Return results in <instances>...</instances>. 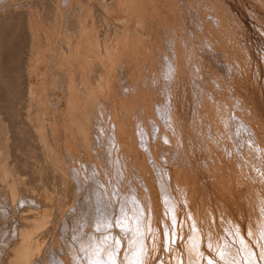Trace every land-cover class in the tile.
Listing matches in <instances>:
<instances>
[{
	"label": "rangeland",
	"instance_id": "obj_1",
	"mask_svg": "<svg viewBox=\"0 0 264 264\" xmlns=\"http://www.w3.org/2000/svg\"><path fill=\"white\" fill-rule=\"evenodd\" d=\"M18 12L21 14H17ZM1 15L9 24L15 20L14 16L17 18L20 15L24 16V22L28 16L32 18V23L43 20L44 27L40 26L41 23L34 25L35 36L39 39L41 30L48 31V35L52 34L53 39H58L63 47L65 36L70 35L69 39L74 45L80 37L79 32L89 28L90 31L86 30L83 38L96 37L100 40L102 46L97 48L99 51L114 46L116 38L123 39L124 42L113 69L108 70L105 64V69L101 70L99 60L94 59L95 54L92 52H87L86 64L66 66L77 77L85 76L89 85L97 84L100 77L103 80L109 78L108 85L101 82L102 86L105 84L108 87L104 88V95L95 89L94 94H100L98 102L101 106L88 110V117L92 119L89 121V129L93 130H88V136L92 134L89 136L91 138L88 146H85L80 141L81 133H76L65 122L66 118L57 113L56 107L60 111H68L70 108L67 103L73 98L70 97V92L62 89V78L50 77L51 72L57 71L50 54H47L40 64L35 60L31 63L43 71L44 76L41 77L39 72L32 71V76L28 78L26 72L24 73L22 66L27 67L26 59L31 58V51L28 28H23V39L20 40L23 47L20 45L21 49H18L22 69L18 75L23 85L30 83L37 94L42 88L40 82L43 79L45 92L48 90V93L44 94L45 106H42L35 96L31 98L21 93L15 101V108L19 115L23 116L29 109L30 122L34 125L37 124L38 115L41 119L44 118V126L42 125L40 132L48 134V138L42 142L33 134L32 139L28 136L30 141L26 142L27 138L16 144V140L10 139L12 134L7 133L10 121H4L6 117L1 115L3 112L0 109V118L3 120L0 122V145L5 143L0 149H4L6 154L0 150V168L5 166L4 170L10 171L0 177V193H8L7 197L5 194V197L0 199L5 198L10 205L5 211L0 203V216L1 222L8 228L7 236H11L13 240L17 238V230L29 226L35 219L42 218L43 213L46 215L42 226L36 228L38 233L33 231L35 228L32 229L33 232L29 230L30 240L36 238L34 240L39 239L41 244L44 242L42 250L31 257L33 264L45 258L49 244L52 249L54 246L55 253L61 256L62 253L57 248L61 249L59 244L63 246V237L78 250V259L69 258L71 264H95L90 260L89 252L97 243L93 241L95 234L99 237L95 236L100 244L105 242L102 244L103 248H96L97 252L95 251L100 255L102 264H229L227 259L231 254V247L236 254V264H264V235L251 203L246 201V186L237 187L228 182V164L235 166L240 155L238 147L235 148L241 137L237 138L238 131H244L248 140L247 147L252 149L251 160L260 166L264 164V0H0ZM10 30L5 33L7 39L2 36V59L7 51L5 47H9L11 42ZM14 40L17 42V38ZM5 41L7 44H4ZM83 43L84 41L82 45L85 46L86 43ZM41 44V41H36L39 52L42 50ZM57 48L60 49L58 46ZM92 50L97 51L95 48ZM36 51L35 49L32 54H36ZM48 63L50 64L47 66ZM168 63L175 66L174 70H171L172 73ZM52 79L57 81L53 80V86L49 85V80L51 82ZM50 92L55 93V96ZM77 94L79 101L86 99L85 94ZM228 111L230 112L227 115ZM110 115L118 126H122L115 133L116 138L124 142L122 147L126 150L121 149L132 156L129 157L130 160H122L123 157H128H122L121 153L114 155V158L120 157L118 167L121 173L115 171L114 163L113 168L107 166L104 160L114 150L113 145L107 146L108 149L104 146L110 140V132L115 130V124H110L113 122L109 119ZM152 119L159 123L154 124ZM52 120L56 123L53 124ZM172 124H175V128ZM51 125L55 129V141L58 139L60 145H55V141L50 140H53L48 131ZM139 128H142L140 132ZM44 129H47V132ZM140 135L142 137H139ZM228 135L234 140L233 146L230 140L226 139ZM65 136L71 137L74 148L63 144ZM7 137L9 140L6 142ZM134 137L135 141L132 139ZM179 138L183 142H180ZM25 142L31 143L26 145ZM15 144H19L15 147L16 150L13 149ZM63 150H69L70 160L62 155ZM98 150L104 151L100 153ZM171 150L175 152L172 153ZM108 153L110 154L107 156ZM140 172L146 176L142 177ZM244 172L246 174V171ZM121 177L126 181L119 179ZM81 182L84 184L77 186ZM85 185L88 189H85ZM101 186L112 198L108 217L106 220L95 219L92 210L85 215L86 225L78 226L77 208L75 210L73 207H78L77 201L84 191H93L94 187ZM189 187H192L193 191ZM190 201L193 202L191 205ZM125 207L129 209L126 210ZM61 213L63 214L60 215ZM12 218L15 220L14 224ZM23 218L27 220L26 223ZM136 224L141 225L145 231L139 240Z\"/></svg>",
	"mask_w": 264,
	"mask_h": 264
},
{
	"label": "bare ground",
	"instance_id": "obj_2",
	"mask_svg": "<svg viewBox=\"0 0 264 264\" xmlns=\"http://www.w3.org/2000/svg\"><path fill=\"white\" fill-rule=\"evenodd\" d=\"M6 8H9V7H6ZM5 8V9H6ZM18 9V8H17ZM3 10V9H2ZM11 12H13V10L11 9L10 10ZM16 12V11H15ZM14 12V13H15ZM17 14H21V13H17ZM9 15V14H8ZM28 16V15H27ZM9 17H10V15H9ZM11 17H13V16H11ZM15 17V16H14ZM13 17V19H15L13 22H11V24H9L8 23V20H6V18H2V15L0 16V18H2V20H1V23H0V28L2 29V35L0 36V49H2L1 47H2V44H1V40L3 39V37L2 36H4V38H5V35L8 33V31H9V29H11L10 30V34H11V42H10V44H9V47H5V49L7 50L6 51V53L4 54V58L2 59V58H0V109L2 110V112H3V114H1V115H5L4 117H6V120H4L5 122H9L10 121V128L8 129V132L7 133H11L12 135L10 136V139L11 140H13V141H15L16 140V144L17 143H19V141H21V142H23V140H26L27 138H28V136L32 139V138H34L33 137V134H35L36 136H37V138H39L40 139V141H42V142H44V140L46 139L47 140V138H48V134L47 135H45V134H42L41 132H40V130L43 128L42 127V125L44 126V124H42L43 122H42V119H44V118H40L39 116L40 115H38L37 117H36V119H37V124L36 125H34V124H32L31 122H30V117H29V109H27L28 111V113L27 114H25L24 113V116H23V114H21V115H19V113L17 112V110H16V108H15V101L17 100V98L20 96V94L21 93H23V95L24 94H27L29 97H31V98H33L34 96H35V99L37 98L38 100V102H40L41 103V105L42 106H45V104H46V100H44V94L45 93H48L47 91L48 90H46V92H45V85H44V80L42 79L41 80V85H42V88L40 89V88H38V89H40V92L37 94L35 91H34V89L35 88H33V86L32 85H30V83H26L25 85H23V82L21 81V78H20V76L18 75V73H19V71H21V64H20V61L22 60H20V53L18 52V49L20 48V45H21V47H23L22 46V44H21V41L20 40H22L21 39V34H23V28L25 29V27H27L28 28V31L29 32H27L28 33V38H29V40H30V42H29V48H30V51H31V58H27L26 60L28 61L25 65H27V67H24V66H22L24 69V73L26 72V74H27V76H28V78H30L31 76H32V71H35V72H39L40 73V76L42 77V76H44L43 74H44V72L42 71L41 72V70L40 69H38V67H36V66H32V62L35 60L38 64H40V63H42V60L44 59V57L45 56H47V54H50V58H51V61H52V63H53V65H54V67L56 68V70L57 71H54V72H51L50 73V77H52V78H62V89L64 88L65 89V91H68V92H70V97L71 98H73V100L71 99L67 104H68V106H69V110L68 111H66V112H63V111H60V109L58 108V107H56V109H57V113H58V115L59 116H62V117H64V118H66L65 119V122L67 123V124H69L68 126L70 127V128H72L73 130H75V132L76 133H81V135H82V138H81V142H82V145H85V146H88V141H89V139L91 138V137H89V136H91V134L88 136V130H90V129H92V128H90L89 129V121L90 120H92V119H89L90 117H88V115H89V111L88 110H92L94 107L96 108H98V106H99V108H100V106H101V104H99V102H98V96L100 95H98V94H94L95 93V89L97 90V91H99V92H101V94L102 95H104L105 94V92H104V88H108L105 84H104V86H102L101 85V82H103V83H105L106 82V84L108 85V81H109V78L107 77V78H105V80H103L102 79V77H100L99 79H98V83L97 84H95V83H93V85H95L94 87H93V85H89V82H88V80L86 79V77L85 76H83V75H78V77L76 76V74L72 71V70H69V69H67L66 68V66L67 65H69V66H72V65H76V64H78V66L79 65H83L86 61H87V59H86V54H88L87 52H92V53H94L95 54V56H94V54H93V56H94V59H96V60H99V62H98V64H99V66L102 68L101 70H103V69H105L104 67L105 66H103V65H107V69L108 70H110V68H114L115 67V64H116V62H115V60H116V57H117V54L118 53H120L121 52V50H122V48H123V46H124V42H122V40H120V38H116L117 39V41H115V43H114V46H109V49H103L102 48V50L101 51H99L98 49H99V46L101 47L102 45H101V41L100 40H98L96 37H86V38H83L84 37V33L86 32V30H89V29H91V28H89V29H86V30H82V31H80L79 32V36L80 37H78V40L76 41V42H74V45L72 44L73 43V41H70L71 39H69V37H70V35L69 36H65V40H66V42H65V46L63 47V44L61 45L59 42H58V39L57 40H54L53 39V36H52V34H51V36L50 35H48V31H42L41 30V38H37L36 36H35V30H33V28L35 27V26H37V23L39 24V23H41V25L40 26H43L44 27V23L41 21H39V20H37V22L36 23H32V18L30 17V16H28L25 20H26V22H24V16H22V15H20V16H18L17 18L15 17L14 18ZM12 19V18H11ZM12 19V20H13ZM10 21V20H9ZM69 21V20H68ZM56 23V22H55ZM36 24V25H35ZM35 25V26H34ZM79 25H81V24H79ZM58 27H59V25H58ZM79 27V26H78ZM43 29V28H42ZM80 30V29H79ZM90 31V30H89ZM6 33V34H5ZM26 33V34H27ZM50 33V32H49ZM69 33V32H68ZM89 32H87V34H88ZM117 33V32H116ZM26 34H24V35H26ZM37 34V33H36ZM39 34V35H40ZM59 34V33H58ZM70 34V33H69ZM92 34V33H91ZM86 35V34H85ZM115 35V34H114ZM7 37V36H6ZM17 38V42H16V40H14V39H16ZM114 37H116V36H114ZM8 38V37H7ZM7 38H5V39H7ZM63 38V37H62ZM67 39H69L68 41H67ZM14 40V41H13ZM143 40V39H142ZM7 41V40H6ZM6 41H5V43L4 44H7L6 43ZM36 41H41V43L43 44H41L42 45V50H41V52H39L38 51V47L36 46ZM82 41H84V43H86V45L84 46V45H82ZM138 41V40H137ZM136 41V42H137ZM140 41V40H139ZM138 41V42H139ZM7 42H9V41H7ZM107 42V41H106ZM111 42V41H110ZM25 43V42H24ZM83 43V44H84ZM142 43V42H141ZM139 45V44H138ZM143 45V44H142ZM57 46L58 47H60V49L59 48H57ZM92 48H95L97 51L96 52H93V50H92ZM98 48V49H97ZM106 48V47H105ZM215 48V47H214ZM21 49V48H20ZM23 49V48H22ZM37 50L36 51V54H32V52L34 51V50ZM29 50V49H28ZM84 50H86V51H84ZM128 51V50H127ZM2 52V51H1ZM26 52V51H25ZM19 53V54H18ZM127 54V53H126ZM215 53H213V55H214ZM220 55V54H219ZM91 56V55H90ZM120 56V55H119ZM216 56V55H215ZM49 57V56H48ZM92 57V56H91ZM22 58V57H21ZM119 58H121V56L119 57ZM118 58V59H119ZM216 58H217V56H216ZM2 59V60H1ZM45 59H46V57H45ZM48 60H49V58H48ZM30 61V62H29ZM110 61V62H109ZM23 62V61H22ZM46 62H48V61H46ZM107 62V63H106ZM36 64V63H35ZM35 64H33V65H35ZM50 63H48L47 64V66L49 65ZM86 64V63H85ZM87 65H89L88 63H87ZM168 66H170L169 67V69H170V72H171V70H174V64H172V63H168L167 64ZM46 67V66H45ZM95 67V66H94ZM81 69V68H80ZM44 70V69H43ZM48 70L49 71H52V70H50V68H48ZM87 70H89V69H87ZM92 70V69H91ZM49 71H47V72H49ZM72 71V72H71ZM106 71V70H105ZM174 72V71H173ZM104 73V72H103ZM172 73V72H171ZM49 74V73H48ZM174 74V73H173ZM13 76V77H12ZM47 76H49V75H47ZM100 76V75H99ZM117 76V75H116ZM7 78H8V80H7ZM38 78H40V77H38ZM47 78V77H46ZM25 79H26V77H25ZM41 79V78H40ZM57 79V80H58ZM127 79V78H126ZM125 79V80H126ZM23 80V79H22ZM53 80L54 79H52V81L50 82V80H49V83H51V84H49V85H52L53 84ZM27 81V80H26ZM48 81V80H47ZM55 81V80H54ZM77 81H78V84H77ZM55 82H57V81H55ZM61 82H59L58 81V83H61ZM95 82V81H94ZM115 82V81H114ZM102 83V84H103ZM54 85V84H53ZM52 85V86H53ZM79 85V86H78ZM25 86V87H24ZM57 86H58V84H57ZM81 86V88H78V87H80ZM48 87H51V86H48ZM37 89V90H38ZM48 89H50V88H48ZM56 89H57V87H56ZM59 89H61L60 87H59ZM58 89V90H59ZM125 89V88H124ZM77 92L79 93V94H85V96H86V99L83 101L82 99V101H79V95L77 94ZM50 93H52L53 94V96H55V93H53V92H50ZM46 95H48V94H46ZM50 95V94H49ZM67 95V94H66ZM51 96V95H50ZM82 96V95H81ZM56 99V98H55ZM20 100H22V99H20ZM33 100V99H32ZM31 100V101H32ZM122 100H123V98H122ZM126 100V99H125ZM26 101V100H25ZM56 102V101H55ZM30 103V102H29ZM122 103V102H121ZM123 104H125V103H123ZM123 104H121V105H123ZM152 104V103H151ZM28 105V104H27ZM154 105H155V103H154ZM154 105H153V107H154ZM160 105H162L161 103H160ZM50 106V105H49ZM152 106V105H151ZM163 106V105H162ZM18 107V106H17ZM124 107V106H123ZM54 108V107H53ZM155 108H156V106H155ZM247 108V107H246ZM119 109V108H118ZM216 109V108H215ZM249 109V108H248ZM127 110V109H126ZM120 111V110H119ZM125 111V110H124ZM165 111V110H164ZM245 111H246V109H245ZM146 112V111H145ZM166 112V111H165ZM170 112V111H169ZM219 112H221V111H219ZM230 111H228L227 112V115H228V113H229ZM246 112H248V111H246ZM0 113H1V111H0ZM96 113V112H95ZM123 113V112H122ZM148 113H150V112H148ZM157 113V112H156ZM158 113H160L159 111H158ZM157 113V114H158ZM37 114H39V111H38V113ZM45 114V113H44ZM103 114V113H102ZM150 114H152V113H150ZM36 115V114H35ZM108 115V114H107ZM124 115V114H123ZM139 115V114H138ZM161 115V114H160ZM227 115H225V116H227ZM249 115V114H248ZM251 115V114H250ZM22 116V117H21ZM58 116V117H59ZM125 116V115H124ZM162 116V115H161ZM163 116H166V115H164L163 114ZM224 116V115H223ZM47 117V116H46ZM147 117V116H146ZM152 117V116H151ZM219 117H221V116H219ZM238 117V116H237ZM255 117V116H254ZM49 118V117H48ZM125 118V117H124ZM153 118V117H152ZM166 118H167V120L169 119V117H167L166 116ZM222 118V117H221ZM244 118V117H243ZM8 119H9V121H8ZM47 119V118H46ZM59 119H60V117H59ZM109 119H111L113 122L112 123H110L111 125H113V123L115 124V130H113V131H111L110 132V140H109V142L107 141V143L108 144H104V142H102L103 144H104V146L106 145V148H107V146H109V145H113L114 146V150L113 151H111L110 153H108L107 154V156L110 154V156H108V157H106V154H104V157H106L104 160H106V162H107V166H111V167H113L112 166V163H114L115 164V166H116V169H115V171H119V173H121L120 172V169H119V167L118 166H120L119 165V163H120V157H117V158H114V155H116V156H118V154L120 155V153H121V156L122 155H124V156H126V157H128V158H125L124 159V157H123V159L122 160H128L129 159V157H132L130 154H128L129 152H127V153H125V152H123V150L121 149V148H123L122 147V144L124 143V142H121V141H119L117 138H116V135H115V133H116V130L119 128H121L122 126H118L117 125V123H116V121L113 119V117H112V115H110V117H109ZM155 119V118H154ZM157 119V118H156ZM1 120H2V118H0V122H1ZM153 120V119H152ZM171 120V119H170ZM209 120V119H208ZM225 120V119H224ZM224 120H223V122H224ZM3 121V120H2ZM44 121H46V120H44ZM53 121V124H55L56 122H55V120H52ZM124 121V120H123ZM154 121V120H153ZM28 122V123H27ZM47 122V121H46ZM62 122V121H61ZM92 122V121H91ZM111 122V121H110ZM122 122V121H121ZM155 122H157V121H154V124H155ZM217 122V121H216ZM4 123V122H3ZM39 123V124H38ZM50 123V122H49ZM49 123H47V124H49ZM95 123V122H94ZM157 123H159V122H157ZM170 123V122H169ZM215 123V122H214ZM229 123V122H228ZM238 123V122H237ZM254 123H255V120H254ZM2 124V123H1ZM7 124V123H6ZM153 124V125H154ZM240 124V123H239ZM3 125V124H2ZM28 125V126H27ZM122 125V124H121ZM152 125V126H153ZM170 125V124H169ZM175 125V124H174ZM173 124H172V126H174ZM228 125V124H227ZM45 126H46V123H45ZM47 126H49V125H47ZM58 126V125H57ZM141 126V125H140ZM4 127V126H3ZM154 127V126H153ZM178 127V126H177ZM260 126H258V128H259ZM6 128V127H5ZM44 128H46V127H44ZM174 128H175V126H174ZM223 128V127H222ZM228 128V127H227ZM4 129V128H3ZM102 129V128H101ZM107 129H108V126H107ZM140 129H142V128H139L138 130H139V132H140ZM150 129H152V128H150ZM154 129H155V127H154ZM159 129V128H158ZM172 129V128H171ZM217 129V128H216ZM46 132H47V129H44ZM93 130V129H92ZM106 130V129H105ZM112 130V129H111ZM160 130V129H159ZM175 130V129H174ZM242 130V129H241ZM260 130V129H259ZM31 131V132H30ZM49 131V135H51L50 136V138H53V140L52 139H50L51 140V142H53V141H55L56 139H55V136H56V133H55V129H54V127H52V125H51V127H50V129L48 130ZM142 131V130H141ZM154 131V130H153ZM158 131V130H157ZM177 131V130H176ZM216 131V130H215ZM228 131V130H227ZM178 132H180V130L178 131ZM244 132V131H243ZM243 132H241V131H238V137L237 138H239L240 136V138H239V143H238V146H236L235 148H237L238 149V151H239V159L236 161V160H234V161H236V163H235V166L233 165V167L232 166H230L231 165V163L230 164H228L229 166V170H228V172H229V174H228V182H229V184L231 183V184H234V185H236L237 187L238 186H240V185H244V186H246V189H247V194L246 193H244V194H246L245 196H246V201H248L249 203H251V206L253 207V209H254V211L253 212H255V216H256V219H257V221H258V223L260 224V227H261V231H262V233H263V235H264V164L262 165V163H261V165L262 166H260V165H257V163H255V162H253L252 160H251V153H252V149H250L249 147H247V143H248V140H247V138L245 137V135H244V133ZM2 133H5V132H2ZM75 133V134H76ZM103 133V132H102ZM159 133V132H158ZM217 133V132H216ZM220 133V132H219ZM246 133V132H245ZM248 133V132H247ZM23 134V135H22ZM141 134H143V132L141 133ZM160 134V133H159ZM161 134H163L162 132H161ZM221 134V133H220ZM228 134V133H227ZM226 134V135H227ZM240 134V135H239ZM257 134V133H256ZM108 135V134H107ZM155 135V134H154ZM157 135V134H156ZM231 135V137H232V133L230 134ZM253 135H254V133H253ZM7 136V135H6ZM5 136V137H6ZM77 136V135H76ZM98 136V135H97ZM97 136H95V137H97ZM106 136V135H105ZM136 136V135H135ZM145 136H146V133H145ZM166 136V135H165ZM222 136V135H221ZM248 136V135H247ZM47 137V138H46ZM94 137V138H95ZM106 137H109V136H106ZM139 137H142V135H140ZM168 137V136H167ZM177 138L179 137V136H176ZM210 137V136H209ZM229 135H228V137L226 138L227 140H230V143H231V145L233 146L234 145V140L231 138ZM233 137H235V136H233ZM249 137H250V135H249ZM8 138V137H7ZM79 138V137H78ZM129 138H131V137H129ZM166 138V137H165ZM176 138V139H177ZM180 138H181V136H180ZM180 138H179V140H180ZM237 138H235V139H237ZM260 138V137H259ZM6 139V138H5ZM29 139V138H28ZM26 140V142H28V141H30V139L29 140ZM64 143L63 144H65V146L66 147H69V148H74V147H72V146H74L75 144L72 142V140H71V137L69 136H65L64 138ZM132 139H134V141H135V137L134 138H132ZM168 139V138H167ZM7 140H9V138L8 139H6V142H7ZM38 140V139H37ZM62 140V139H61ZM143 140V139H142ZM146 140H147V138H146ZM145 140V141H146ZM178 140V141H179ZM204 140V139H203ZM218 140V139H217ZM261 140H262V138H261ZM264 140V139H263ZM262 140V141H263ZM96 141L97 140H95V143H96ZM238 141V140H237ZM236 141V142H237ZM25 142V144L26 145H28V144H30V143H26ZM38 142V141H37ZM63 142V141H62ZM92 142H94V141H92ZM165 142V141H164ZM168 142H169V140H168ZM177 142V141H176ZM180 142H183V140L181 141L180 140ZM214 142V141H213ZM251 142V141H250ZM261 142V141H260ZM264 142V141H263ZM2 143V142H1ZM11 143V142H10ZM40 143V142H39ZM60 142L58 141V139H57V141H55V143H53V144H58V145H60L59 144ZM90 143H91V141H90ZM163 143V142H162ZM9 144V143H8ZM16 144L14 145V148L13 149H15V147L17 148V146L19 145H17L16 146ZM45 144V143H44ZM47 144V143H46ZM52 144V145H53ZM78 144V143H77ZM81 144V143H80ZM92 145H93V143H91ZM13 145V144H12ZM21 145V144H20ZM91 145V146H92ZM95 145V144H94ZM126 145V144H125ZM130 145H131V143H130ZM133 145H135V143L133 144ZM142 145V144H141ZM2 146H5V143L3 142V145ZM1 145H0V148L2 147ZM6 146H7V143H6ZM31 146V145H30ZM33 146V145H32ZM36 146V145H35ZM100 146H103V145H101L100 144ZM260 146H262V145H260ZM259 146V147H260ZM61 147L63 148V146L61 145ZM98 147V146H97ZM131 147V146H130ZM140 147H142V146H140ZM258 147V146H257ZM23 148V147H22ZM52 148V147H51ZM89 148V147H88ZM92 148V147H91ZM99 148V147H98ZM110 148V147H109ZM135 148V147H134ZM153 148V147H152ZM57 149H59V148H57ZM108 149V148H107ZM123 149H125V148H123ZM133 149V148H132ZM216 149H217V147H216ZM232 149H234V148H232ZM0 150H2V149H0ZM4 150V149H3ZM2 150V151H3ZM16 150V149H15ZM22 150V149H21ZM31 150V149H30ZM50 150V149H49ZM56 150V149H55ZM61 150V149H60ZM111 150V149H110ZM109 150V151H110ZM126 150V149H125ZM134 150V149H133ZM146 150V149H145ZM225 150H227V149H225ZM229 150V149H228ZM32 151V150H31ZM46 151V150H45ZM58 152H61V151H59V150H57ZM56 151V152H57ZM64 151V153H62V155H64L67 159H69L68 157L71 155L70 153H69V150H63ZM98 151H100V150H98ZM101 151H104V150H101ZM101 151H100V153H101ZM153 151V150H152ZM152 151H150V153L152 152ZM163 151V150H162ZM1 152V151H0ZM4 152V154H5V151H3ZM2 152V153H3ZM33 152V151H32ZM108 152V151H107ZM157 152V151H156ZM170 152V151H169ZM171 152H172V150H171ZM170 152V153H171ZM175 152V151H174ZM174 152H172V153H174ZM221 152V151H220ZM48 153V152H47ZM106 153V152H105ZM146 153V152H145ZM153 153V152H152ZM151 153V154H152ZM226 153V152H225ZM231 153H233V152H231ZM12 154V153H11ZM95 154V153H94ZM99 154V153H98ZM142 154H143V152H142ZM6 155V154H5ZM26 155V154H25ZM28 155V154H27ZM34 155V154H33ZM61 155V154H60ZM60 155H58V156H60ZM138 155V154H137ZM140 155V154H139ZM138 155V156H139ZM144 155V154H143ZM147 155V154H146ZM149 155V154H148ZM238 155V154H237ZM254 155V154H253ZM252 155V156H253ZM115 156V157H116ZM171 156H172V154H171ZM256 156V155H255ZM4 157V156H3ZM2 157V158H3ZM11 157H13L12 155H11ZM26 157V156H25ZM100 157V156H99ZM173 157H174V154H173ZM218 157H220V156H218ZM234 157H236L237 158V156H235L234 155ZM5 158V157H4ZM134 158V157H133ZM140 158V157H139ZM168 158V157H167ZM232 158V157H231ZM236 158H234V159H236ZM263 158V157H262ZM6 159V158H5ZM49 159V158H48ZM75 159V158H74ZM93 159V158H92ZM91 159V160H92ZM138 159V158H137ZM143 159V158H142ZM62 160V159H61ZM70 160V159H69ZM101 160V159H100ZM103 160V161H104ZM130 160V159H129ZM150 160V159H149ZM255 160V159H254ZM256 160H257V158H256ZM262 160V159H261ZM54 161V160H53ZM66 161H68V160H66ZM77 161H78V159H77ZM131 161H133V160H131ZM12 162V161H11ZM60 162V161H59ZM63 162V161H62ZM154 162V161H153ZM14 163V162H13ZM76 163V162H75ZM79 163V162H78ZM85 163V162H84ZM126 163V162H125ZM133 163V162H132ZM131 163V164H132ZM229 163V162H228ZM19 164V163H18ZM106 164V163H105ZM127 164V163H126ZM126 164H123V166L124 165H126ZM226 164H227V162H226ZM58 165V164H57ZM92 165V164H91ZM73 165H71V167H72ZM84 166V165H83ZM114 166V167H115ZM154 166H155V164H154ZM5 167V166H4ZM4 167L3 168H0V177H2L3 176V173L4 174H6L9 170H7V172H6V170H4ZM67 167V166H66ZM86 167V166H85ZM92 167H93V165H92ZM113 167V168H114ZM132 167V166H131ZM156 167V166H155ZM227 167V166H226ZM227 167V168H228ZM6 168V167H5ZM62 168V167H61ZM73 168H76V167H73ZM127 168V167H126ZM63 169V168H62ZM94 169V168H93ZM106 170V169H105ZM63 171V170H62ZM127 171V170H126ZM176 171V170H175ZM244 171H246V174H244L245 172ZM10 172V171H9ZM116 172V173H117ZM78 173V172H77ZM91 173H93V172H91ZM141 173V174H140ZM139 174L140 175H142V177L143 176H146V174H144L143 172H140ZM174 173H176V172H174ZM177 174H179L180 175V173L178 172ZM177 174H175V175H177ZM184 174V173H183ZM182 174V175H183ZM216 174V173H215ZM240 176H239V175ZM86 175V174H85ZM94 175V174H93ZM214 175V174H213ZM78 176V175H77ZM13 177V176H12ZM15 177V176H14ZM64 177V176H63ZM86 177V176H85ZM84 177V178H85ZM191 177V176H190ZM10 178V177H9ZM78 178H79V176H78ZM91 178V177H90ZM3 179V178H2ZM80 179V178H79ZM93 179V178H92ZM119 179H123V181L125 180L124 178H119ZM174 179H176V178H174ZM177 179H179V177L177 178ZM183 179V178H182ZM180 180L181 182L183 181V180ZM192 179V178H191ZM81 180V179H80ZM89 180V179H88ZM96 180V179H95ZM82 181V180H81ZM126 181V180H125ZM160 181V180H159ZM176 181V180H175ZM179 181V182H180ZM195 181V180H194ZM12 182V181H11ZM21 182V181H20ZM161 182V181H160ZM178 182V181H177ZM178 182V183H179ZM223 182V181H222ZM5 183V182H4ZM63 183V182H62ZM98 183V182H97ZM119 183V182H118ZM185 183H187V181L185 182ZM189 183V182H188ZM224 183H225V181H224ZM13 184H14V182H13ZM13 184L11 185V187L13 186ZM82 184H84V183H82L81 182V184L80 183H78V185L77 186H80L81 187V185ZM88 184V183H87ZM91 184V183H90ZM120 184V183H119ZM161 184H163L162 182H161ZM8 185V184H7ZM103 185V184H102ZM163 185H165V184H163ZM86 187H85V189L87 188V185H85ZM95 186V185H94ZM160 186V185H159ZM181 186V185H180ZM184 186H186V185H184ZM217 186V185H216ZM18 187V186H17ZM167 187V186H166ZM175 187V186H174ZM14 188V186L12 187V189ZM95 188V190H93V191H84V193L81 195V197L79 198V200L77 201V204H78V207H73L75 210H76V208H77V212H78V214L76 215V219H77V225L78 226H80V227H82V226H84V225H86V221H85V215L86 214H89L92 210L94 211V213L96 214V216H95V214L93 213V216H94V218L96 219V218H99V219H105L106 220V218L108 217V212H109V208H110V200L112 199V198H110L108 195H107V190H105V188L103 187V186H101V187H98V188H96V187H94ZM183 188H188V187H183ZM190 188V187H189ZM192 188V187H191ZM191 188H190V190H191ZM229 188V187H228ZM0 189H1V187H0ZM17 189V188H16ZM88 189V188H87ZM193 189V188H192ZM246 189H245V191H246ZM2 190V189H1ZM0 190V191H1ZM18 190V189H17ZM91 190V189H90ZM189 190V191H190ZM231 190V189H230ZM3 191H4V189H3ZM2 191V192H3ZM191 191H193V190H191ZM191 191H190V193H188V195L190 196V194H191ZM116 192H118V190L116 191ZM149 192V191H148ZM186 191H184V193H185ZM11 193V192H10ZM25 193V192H24ZM77 193V192H76ZM75 193V194H76ZM82 193V192H81ZM183 193V194H184ZM226 193V192H225ZM5 194H6V197H7V195H8V193L6 192V193H3V194H1L0 193V197H5ZM12 194V193H11ZM14 194V193H13ZM46 194H47V192H46ZM71 194V193H70ZM32 195V194H31ZM193 195V194H192ZM228 195V194H227ZM15 196H17V195H15ZM46 196V195H45ZM166 196V195H165ZM194 196V195H193ZM244 196V197H245ZM13 197H14V195H13ZM32 197V196H31ZM75 197V196H74ZM170 197V196H169ZM162 198V197H161ZM185 198H188V196H186ZM26 200H27V197L25 198ZM130 199V198H129ZM195 199V198H194ZM37 200V199H36ZM51 200V199H50ZM75 200H76V198H75ZM75 200H73V201H75ZM167 200H168V198H167ZM188 200H189V198H188ZM190 200H192V199H190ZM9 201L11 202V200L9 199ZM34 201H35V199H34ZM38 201V200H37ZM132 201V200H131ZM136 201V200H135ZM193 201V200H192ZM27 202V201H26ZM26 202H24V203H26ZM41 202V201H40ZM133 202V201H132ZM137 202V201H136ZM168 202V201H167ZM191 202V201H190ZM189 202V204L191 205L193 202H191L190 203ZM245 202V201H244ZM248 202H245V203H248ZM0 203H1V208L3 209H5V211L7 210V208L9 209V207H10V205L8 204V202L6 201V199L5 198H3L2 200L0 199ZM135 203V202H134ZM11 204H12V202H11ZM120 204V203H119ZM126 204H128V202H126ZM8 205H9V207H8ZM190 205L188 206V208L190 207ZM28 206V205H27ZM32 206V205H31ZM195 206V205H194ZM246 206H248L247 204H246ZM14 207V206H13ZM33 207H34V205H33ZM92 207V208H91ZM137 207V206H136ZM235 207V206H234ZM139 208V207H138ZM187 208V209H188ZM125 209L126 210H128L129 208H126L125 207ZM124 209V210H125ZM175 209V208H174ZM236 209V208H235ZM251 209V208H250ZM12 210V209H11ZM36 210V209H35ZM151 210V209H150ZM195 210V209H194ZM33 211V210H32ZM44 211V210H43ZM46 211V210H45ZM44 211V212H45ZM60 211V210H59ZM74 211V210H73ZM113 211V210H112ZM122 211V210H121ZM192 211H193V209H192ZM252 211V210H251ZM29 212V211H28ZM9 213V212H8ZM11 213V212H10ZM47 213V212H46ZM193 214H194V212H192ZM252 213V212H251ZM33 214V213H32ZM36 214H38V213H36ZM48 214V213H47ZM63 213H61L60 215H62ZM69 214H70V212H69ZM68 214V215H69ZM14 215V214H13ZM24 215V214H23ZM43 216H42V218L40 217V219H35V220H33V221H31V223L29 224V226H25L24 228L22 227V226H20V228L22 227V229H20V230H17V231H19L18 232V234H17V238L16 239H13L12 240V238H11V236H7V234H8V228H5V226L3 225V223L1 222L2 221V216H0V264H33V261H32V256L33 255H35V254H38L42 249V244L44 243H42L41 244V242H39V239H37V240H34V239H36V238H32L33 240H30V235H29V230L30 231H32V229L33 228H35V230H33V231H37V233H38V231L39 230H36V228L38 227V226H42L41 224L42 223H44V221H45V219H46V215L43 213L42 214ZM73 215V214H72ZM123 215V214H122ZM15 216V215H14ZM18 217H19V215H17ZM253 216V215H252ZM252 216L249 218V220L252 218ZM31 217V216H30ZM36 217V216H35ZM195 216H191V218H194ZM62 218V217H61ZM87 218H88V216H87ZM204 218V217H203ZM13 219V218H12ZM21 219V218H20ZM24 219V218H23ZM28 219V218H27ZM49 219V218H48ZM194 219H196V218H194ZM206 219H207V217H206ZM7 220V219H6ZM9 220V219H8ZM11 220V219H10ZM14 220V219H13ZM25 220V219H24ZM200 220V219H199ZM26 221L27 220H25V223H26ZM30 221V220H29ZM110 221V220H109ZM118 221V220H117ZM125 221V220H124ZM197 221V220H196ZM14 222H15V220L13 221V223L12 222H10V223H12V224H14ZM89 222V221H88ZM87 222V223H88ZM119 222V221H118ZM29 223V222H28ZM121 223V222H120ZM127 223V222H126ZM148 223V222H147ZM9 224V223H8ZM65 224V223H64ZM129 224H130V222H129ZM195 224V223H194ZM11 225V224H10ZM18 225V224H17ZM16 225V226H17ZM22 225V224H21ZM196 225V224H195ZM194 225V226H195ZM19 226V225H18ZM44 226V225H43ZM45 226H46V224H45ZM94 226V225H93ZM197 226H199L198 224H197ZM208 226V225H207ZM200 227V226H199ZM42 227H40V229H41ZM127 228V227H126ZM152 228V227H151ZM47 229V228H46ZM48 229H50V228H48ZM86 229V228H85ZM136 233H137V236H138V240H139V238L142 236V233H143V227L141 226V225H139V224H136ZM198 229V228H197ZM79 230V229H78ZM77 230V231H78ZM98 230V229H97ZM16 231V230H15ZM32 231V232H33ZM41 231V230H40ZM84 231V230H83ZM86 231V230H85ZM11 232V231H10ZM9 232V233H10ZM46 232V231H45ZM47 232H50V231H48L47 230ZM87 232V231H86ZM91 232H92V230H91ZM145 232V231H144ZM150 232V231H149ZM151 232H152V230H151ZM151 232H150V234H151ZM11 233H13V231L11 232ZM42 233V232H41ZM40 233V234H41ZM101 233V232H100ZM49 234V233H48ZM95 233H93V235H94ZM145 234V233H144ZM104 235V234H103ZM13 236H15V235H13ZM82 236V235H81ZM85 236H86V234H85ZM91 236V235H90ZM89 236V237H90ZM98 237L97 236V234H95L94 235V239H93V241H96L97 243H96V245H94V247L92 248V250L91 251H89L90 252V260H93L94 261V263L95 264H102V261H101V258L99 257L100 255H98V253H96L97 251H96V248H99V247H101V248H103L102 246V244H104L103 242H101L102 244H100L99 243V240L98 239H96V237ZM144 236V235H143ZM211 236V235H210ZM101 237V236H100ZM111 237V236H110ZM209 237V236H208ZM42 238V237H41ZM76 238V237H75ZM99 238V237H98ZM102 238V237H101ZM108 238V237H107ZM199 238V237H198ZM81 239V238H80ZM109 239V238H108ZM196 239V238H195ZM240 239V238H239ZM46 240H49V239H47L46 238ZM124 240V239H123ZM197 240V239H196ZM153 241V240H152ZM198 241V240H197ZM51 242V241H50ZM78 242V241H77ZM90 242V241H89ZM49 243V242H48ZM56 243V242H55ZM84 243V242H83ZM152 243V242H151ZM217 243V242H216ZM215 243V244H216ZM95 244V243H94ZM140 244H141V241H140ZM149 244V243H148ZM199 244V243H198ZM202 244V243H201ZM209 243H207V245H208ZM253 244V243H252ZM52 245H53V242H52ZM60 245V248L61 249H59V248H57L58 250H59V252L60 253H62V254H60L61 256H59L57 253H55L56 251L55 250H53L54 249V246H53V249H52V246L49 244V246L46 248V252H45V258L43 259V260H38L37 262H35L34 264H71V261H70V259L71 258H76V259H78V257H79V255H78V250H76L75 248H74V246H73V244L70 242V241H68V240H65L64 239V237H63V246L61 247V244H59ZM203 245V244H202ZM205 245V244H204ZM211 245V244H210ZM223 245V244H222ZM128 246V245H127ZM137 246V245H136ZM199 247H200V245H198ZM243 246V245H242ZM57 247H58V244H57ZM91 247V246H90ZM156 247V246H155ZM194 247V246H193ZM192 247V248H193ZM209 247V246H208ZM212 248H213V246H211ZM210 247V248H211ZM223 247V246H222ZM45 248V247H44ZM153 248V247H152ZM201 248V247H200ZM56 249V250H57ZM135 249V248H134ZM143 249V248H142ZM213 249H215V248H213ZM224 249V248H223ZM43 250H45V249H43ZM89 250V249H88ZM152 250V249H151ZM201 250V249H200ZM96 251V252H95ZM102 251V250H101ZM229 251H231V254H230V256H229V258L227 259V263L229 262V264H236L235 263V260H236V254H235V251H234V249L231 247V248H229ZM86 252V251H85ZM136 252V251H135ZM156 252V251H155ZM227 253H228V251H226ZM196 253V252H195ZM221 253V252H220ZM101 254V253H100ZM201 254V253H200ZM43 255V256H44ZM106 255V254H105ZM116 255V254H115ZM114 256V255H113ZM137 256H138V254H137ZM222 256V255H221ZM41 257V256H40ZM105 257H107V256H105ZM111 257V256H110ZM131 257H133V256H131ZM188 257V256H187ZM190 257V256H189ZM193 257V256H192ZM238 257V256H237ZM38 258V257H37ZM70 258V259H69ZM35 259V258H34ZM33 259V260H34ZM188 259V258H187ZM36 260V259H35ZM82 260V259H81ZM103 260V259H102ZM106 259H104V261H105ZM132 260V259H131ZM137 260V259H136ZM201 260V259H200ZM103 261V262H104ZM190 261V260H189ZM203 261V260H202ZM73 263V262H72ZM106 263V262H105ZM104 263V264H105ZM190 263V262H189ZM75 264V263H74ZM108 264V263H107ZM136 264V263H135ZM194 264V263H193ZM197 264V263H196Z\"/></svg>",
	"mask_w": 264,
	"mask_h": 264
},
{
	"label": "crops",
	"instance_id": "obj_3",
	"mask_svg": "<svg viewBox=\"0 0 264 264\" xmlns=\"http://www.w3.org/2000/svg\"><path fill=\"white\" fill-rule=\"evenodd\" d=\"M122 2H129L130 0H121ZM123 10H126V9H124V8H122Z\"/></svg>",
	"mask_w": 264,
	"mask_h": 264
}]
</instances>
